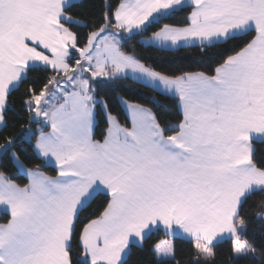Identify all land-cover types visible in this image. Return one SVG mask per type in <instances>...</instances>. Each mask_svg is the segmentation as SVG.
Instances as JSON below:
<instances>
[{
	"label": "snow or ice",
	"instance_id": "snow-or-ice-1",
	"mask_svg": "<svg viewBox=\"0 0 264 264\" xmlns=\"http://www.w3.org/2000/svg\"><path fill=\"white\" fill-rule=\"evenodd\" d=\"M86 7L0 0V131L19 114L17 93L28 124L43 125L0 137V164L27 180L0 170V264H129L157 231L190 241V264H215L225 241L232 264H264L243 211L256 194L264 208V0H102L95 20ZM152 25L145 47L232 54L211 73L157 70L122 44ZM129 77L163 97L152 102L175 109L174 122L115 93L130 119L122 125L97 85L114 91ZM23 144L55 175L26 168ZM101 195L103 209L90 210ZM152 250L169 264L174 239Z\"/></svg>",
	"mask_w": 264,
	"mask_h": 264
},
{
	"label": "trees",
	"instance_id": "trees-1",
	"mask_svg": "<svg viewBox=\"0 0 264 264\" xmlns=\"http://www.w3.org/2000/svg\"><path fill=\"white\" fill-rule=\"evenodd\" d=\"M85 3L87 7L82 11H90L89 20H95L102 15V12L100 11L102 0H85ZM77 11L81 10L78 9ZM180 19H182V16H177L171 20H163L161 23H177ZM156 30H158V26L152 25L147 32L142 35H137L135 39L122 41V44L125 51H134L137 53L138 57L142 59V62L153 65L157 70L205 71L211 73L217 63L222 62L223 58L232 54L229 51H225L224 48L209 49L207 53L204 54L195 47H184L178 50L163 51L155 47H145L139 43L144 37L150 36L152 32ZM82 31L87 30L85 29ZM116 84L119 85V87H116L114 91L109 87L108 83L98 84L97 92L100 96H104L107 93V99L111 105L112 114L117 117L120 123L128 124L129 121L122 108V104L115 100V93H119L128 101L151 108L162 122H174L177 117V112L172 107L156 105L152 102L153 96H156L158 100L162 101L163 97L157 96L156 93H153L149 88L136 83L132 78L129 77L127 79L118 80L116 81ZM14 99L16 101L14 107L19 114L15 116L12 113L9 114L8 127L0 131V137L14 131L18 132L21 125L31 127L34 133L36 132V129L40 127V125L34 123L29 125L27 114L20 112L19 93L16 94ZM97 120L98 124L95 127V135L96 138H101L106 124L102 115H98ZM34 141L35 137L33 136L32 142L34 143ZM20 147L25 150L20 153L21 160L25 166L36 167L37 165H41V160L33 153L29 144H23L20 145ZM41 169L50 175L55 174V169L53 167H45L41 165ZM0 170L6 171L7 174L20 184L27 182L26 177L23 174H20L18 169L13 167L12 164L7 161L0 164ZM260 199V194L250 197L243 209L248 218L247 238L254 240L258 247L264 246V221H261L256 215L257 213H264V208H261L259 205ZM105 203L106 199L102 195L98 196L97 199L93 201L90 210H102ZM6 219L7 215L3 211H0V223L5 222ZM164 237L166 236L162 231L154 232L141 247L133 249L129 264H157V258L152 250V245ZM172 239H174L175 243V258L172 259L169 264H190L194 253L191 242L179 238ZM229 247V241L222 242L216 246L215 251L217 255L215 257V264H232ZM236 264H258V261L239 260Z\"/></svg>",
	"mask_w": 264,
	"mask_h": 264
},
{
	"label": "crops",
	"instance_id": "crops-1",
	"mask_svg": "<svg viewBox=\"0 0 264 264\" xmlns=\"http://www.w3.org/2000/svg\"><path fill=\"white\" fill-rule=\"evenodd\" d=\"M148 36H146V37H144L142 40H144V39H146ZM131 78V77H130ZM128 101V100H127ZM129 103H132V104H138V103H135V102H131V101H128ZM144 107H146V106H144ZM122 108L124 109V112L126 113V116L128 117V115H127V109H126V107L124 106V105H122ZM148 108V107H147ZM128 121H129V123L128 124H122V125H125V126H130V119L128 118ZM40 127H43V125H40ZM44 130L45 131H47V128H44ZM26 168H27V166H25ZM34 168V167H33ZM42 170V169H41ZM43 171V170H42ZM45 172V171H44ZM46 173V172H45ZM46 174H48V173H46ZM48 175H50V174H48ZM53 175H55V174H53ZM16 182V181H15ZM18 183V182H17ZM165 238H167V239H170L171 237H165ZM172 239V238H171ZM160 240H163V239H160Z\"/></svg>",
	"mask_w": 264,
	"mask_h": 264
},
{
	"label": "rangeland",
	"instance_id": "rangeland-1",
	"mask_svg": "<svg viewBox=\"0 0 264 264\" xmlns=\"http://www.w3.org/2000/svg\"><path fill=\"white\" fill-rule=\"evenodd\" d=\"M162 239H167V238L164 237V238H162ZM170 239H171V238H170Z\"/></svg>",
	"mask_w": 264,
	"mask_h": 264
}]
</instances>
